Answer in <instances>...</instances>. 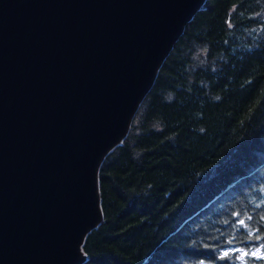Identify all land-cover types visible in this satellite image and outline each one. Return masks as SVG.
<instances>
[{
    "label": "trees",
    "instance_id": "1",
    "mask_svg": "<svg viewBox=\"0 0 264 264\" xmlns=\"http://www.w3.org/2000/svg\"><path fill=\"white\" fill-rule=\"evenodd\" d=\"M99 191L83 264H264V0H205Z\"/></svg>",
    "mask_w": 264,
    "mask_h": 264
},
{
    "label": "water",
    "instance_id": "2",
    "mask_svg": "<svg viewBox=\"0 0 264 264\" xmlns=\"http://www.w3.org/2000/svg\"><path fill=\"white\" fill-rule=\"evenodd\" d=\"M205 0H0V264H83L99 171Z\"/></svg>",
    "mask_w": 264,
    "mask_h": 264
},
{
    "label": "snow or ice",
    "instance_id": "3",
    "mask_svg": "<svg viewBox=\"0 0 264 264\" xmlns=\"http://www.w3.org/2000/svg\"><path fill=\"white\" fill-rule=\"evenodd\" d=\"M245 255H246V253H245Z\"/></svg>",
    "mask_w": 264,
    "mask_h": 264
}]
</instances>
